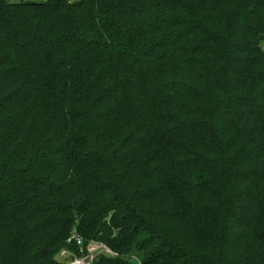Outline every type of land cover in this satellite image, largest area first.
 I'll list each match as a JSON object with an SVG mask.
<instances>
[{"label": "trees", "instance_id": "1", "mask_svg": "<svg viewBox=\"0 0 264 264\" xmlns=\"http://www.w3.org/2000/svg\"><path fill=\"white\" fill-rule=\"evenodd\" d=\"M263 44L264 0H0V264H264Z\"/></svg>", "mask_w": 264, "mask_h": 264}, {"label": "built area", "instance_id": "2", "mask_svg": "<svg viewBox=\"0 0 264 264\" xmlns=\"http://www.w3.org/2000/svg\"><path fill=\"white\" fill-rule=\"evenodd\" d=\"M264 51V44L262 45L261 48ZM68 242H76L78 246H81L82 240L79 236L75 235L72 233L70 235V238L68 239ZM80 252H81V247H80ZM85 254H82L81 256L75 257L73 260L69 261L66 264H92L93 260L100 254L104 255H109L113 258L118 257V254L114 251H112L109 247L107 248L105 245L102 243L98 242H93L88 244L85 248ZM67 251L63 250L61 251V256L65 257L67 256ZM132 260H136L135 258H132ZM137 261V260H136ZM139 264V262L137 261Z\"/></svg>", "mask_w": 264, "mask_h": 264}, {"label": "rangeland", "instance_id": "3", "mask_svg": "<svg viewBox=\"0 0 264 264\" xmlns=\"http://www.w3.org/2000/svg\"><path fill=\"white\" fill-rule=\"evenodd\" d=\"M9 3L12 4H20L22 2H33V3H38V2H45L46 0H8ZM74 1V0H73ZM95 242V241H93ZM61 255V254H60ZM69 255V254H68ZM62 257V256H61ZM60 256L58 257V259H62ZM131 264H138L137 261L132 260Z\"/></svg>", "mask_w": 264, "mask_h": 264}]
</instances>
